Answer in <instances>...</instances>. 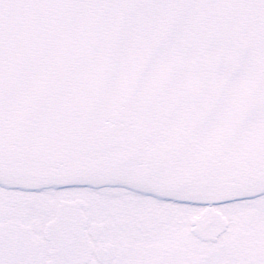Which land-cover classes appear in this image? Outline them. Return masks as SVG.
Masks as SVG:
<instances>
[{"label": "snow or ice", "instance_id": "1", "mask_svg": "<svg viewBox=\"0 0 264 264\" xmlns=\"http://www.w3.org/2000/svg\"><path fill=\"white\" fill-rule=\"evenodd\" d=\"M0 264H264V0H0Z\"/></svg>", "mask_w": 264, "mask_h": 264}]
</instances>
